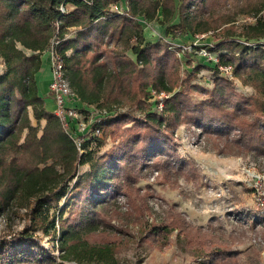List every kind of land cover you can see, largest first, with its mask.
Wrapping results in <instances>:
<instances>
[{
  "label": "trees",
  "instance_id": "obj_1",
  "mask_svg": "<svg viewBox=\"0 0 264 264\" xmlns=\"http://www.w3.org/2000/svg\"><path fill=\"white\" fill-rule=\"evenodd\" d=\"M115 1L0 0V215L24 209L28 219L22 231L0 236V264H119L120 230L106 218L121 216L119 194L130 209L144 198L135 185L148 170L168 175L188 165L175 151L172 134L179 125L198 126L238 149L264 153V50L239 42L264 39V0H126L122 13L110 10ZM244 13L260 15L238 31L232 22ZM138 18L157 20L174 37L216 31L217 42L208 51L228 53H219L212 66V88L194 82L207 66L188 61L190 69H183L180 47L163 39L146 42ZM173 18L177 22L168 25ZM55 41L75 101L82 103L75 107L112 112L101 128L133 123L99 156L90 149L94 142L102 145L99 139L85 141L79 154L40 95L41 56ZM220 65L231 66L255 94L237 92ZM150 90L172 93L162 111L148 102ZM194 95L204 98L196 102ZM116 104L132 109L120 112ZM84 165L88 169L80 173ZM173 229L209 264L228 257L226 250L213 248V235L189 227L179 215L145 224L140 240L162 250ZM36 231L58 238L59 260Z\"/></svg>",
  "mask_w": 264,
  "mask_h": 264
},
{
  "label": "rangeland",
  "instance_id": "obj_2",
  "mask_svg": "<svg viewBox=\"0 0 264 264\" xmlns=\"http://www.w3.org/2000/svg\"><path fill=\"white\" fill-rule=\"evenodd\" d=\"M113 4L123 9L126 7L125 0H116ZM254 15L239 14L232 23L239 31L243 25L241 19ZM176 20L173 18L168 25H174ZM136 22L141 26L146 42L163 39L180 47L177 56L182 60L183 69H190L188 61L207 66L198 73L194 82L207 89L212 88V66L215 62L212 58L202 57L200 51L206 49L209 52L207 48L216 44V31L174 37L172 34L166 35V25H160L157 20L138 18ZM221 52L228 53L227 50L209 53L212 57H218ZM220 74L231 81L237 92L244 96L255 94V90L244 85L233 71L231 75ZM177 90H181V87L174 88V91ZM171 95L168 93V97ZM193 98L200 102L204 97L194 95ZM113 108L120 112L132 109L128 105L118 104L113 105ZM86 117L89 122L91 114ZM31 120L35 124L32 116ZM132 124L115 123L103 127L98 137L102 145L98 146L94 142L90 149L97 156L103 154L118 142L121 130ZM172 137L177 156L188 162L189 166L169 172L168 175L161 170H148L147 176L135 185L139 196L144 198L136 201L130 209L126 197L119 194L116 200L121 216L106 218L120 230V233H115V238L120 240L115 251L119 264H209L204 257L194 255L178 229H173L168 245L162 250L140 240V231L145 224L161 222L175 215L183 218L189 227H199L203 233L213 235V248L219 246L226 250L228 257L217 259L215 264H264V207H258L253 188L256 182L258 187L264 188V179H256L257 176L264 177V153L238 149L230 141L225 143L204 133L198 126L179 125ZM87 169L88 166H81L79 172ZM61 205L62 200L58 205H53L49 211L50 218L57 214ZM27 223L24 209L1 214L0 236L10 238L22 231ZM35 235L41 239L45 250L59 260L61 253L57 254L58 244H54L53 248V242L41 231H36ZM104 235L112 236L109 231H104Z\"/></svg>",
  "mask_w": 264,
  "mask_h": 264
},
{
  "label": "built area",
  "instance_id": "obj_3",
  "mask_svg": "<svg viewBox=\"0 0 264 264\" xmlns=\"http://www.w3.org/2000/svg\"><path fill=\"white\" fill-rule=\"evenodd\" d=\"M64 7L61 6L60 10L64 11ZM111 11H116L122 13L126 10V7L123 9L119 7L117 4H111L110 6ZM258 15L254 16H248L243 17L241 19V22L243 24H252L256 21ZM242 44L250 45L253 47H256L258 45H261V48L264 50V39L259 40L257 42L252 41H240ZM57 41L52 42L51 49L49 51L50 53V59H51V79L48 85V89L52 95V99L55 104V115L59 118L60 123L64 129V131L69 135V137L72 139L73 143L77 147L79 154H82L85 150L83 149V143L88 140H94L98 139V137L101 135V124L103 120L109 116L110 113L105 109L99 110L93 106L87 108V112L83 113L79 109H77L74 105L70 104L71 102L76 100V96L73 93L69 82L67 80V77L65 75V70L63 67V62L60 58V55L55 50V45H57ZM210 52V51H209ZM206 51V49H202L200 51V55L202 57L212 58L215 64L218 63V57L214 56L212 57L211 54ZM209 56V57H208ZM0 65L3 66V61L0 57ZM218 69L221 73L231 75L232 74V67L231 66H218ZM168 94L165 92H157L155 90L149 91V99L148 102L150 105L156 109L157 111H162L163 104L165 99H167ZM88 116L91 114L90 120L88 122ZM84 116V118L82 117ZM85 121V123H84ZM256 179L259 181L261 179H264V177L257 176ZM257 182L253 186L254 193L257 196V205L258 207H264V188L261 186H257ZM56 227L58 231V222H56ZM49 237V236H48ZM50 238V237H49ZM53 243V248L55 245L58 244V238L56 237L54 240L53 238H50ZM59 249V248H58ZM60 254V250H57V254ZM58 254V255H59ZM66 264H77L76 262H68Z\"/></svg>",
  "mask_w": 264,
  "mask_h": 264
},
{
  "label": "crops",
  "instance_id": "obj_4",
  "mask_svg": "<svg viewBox=\"0 0 264 264\" xmlns=\"http://www.w3.org/2000/svg\"><path fill=\"white\" fill-rule=\"evenodd\" d=\"M126 1V0H125ZM125 5V4H124ZM42 59V65L39 70V72L36 75V80L37 84L40 90V95L44 97V102H45V107L47 110L54 112L55 110V104L52 99V95L48 89V84L51 79V59H50V53L48 51L44 52L43 55L41 56ZM1 67V72L3 70V66L0 65ZM70 104L72 105H77V106H82L81 102L78 101H73ZM30 115H31V110ZM44 123V121H42ZM86 166V165H84Z\"/></svg>",
  "mask_w": 264,
  "mask_h": 264
}]
</instances>
